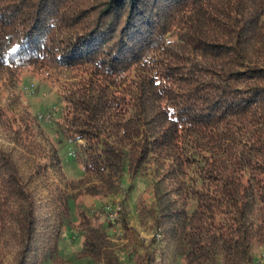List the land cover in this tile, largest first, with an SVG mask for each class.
<instances>
[{
    "label": "trees",
    "instance_id": "obj_1",
    "mask_svg": "<svg viewBox=\"0 0 264 264\" xmlns=\"http://www.w3.org/2000/svg\"><path fill=\"white\" fill-rule=\"evenodd\" d=\"M24 69L56 76L57 124L83 175L65 176L38 117L0 107L8 264H63L67 226L77 256L119 264L111 224L82 200L71 223L69 201L117 193L124 162L131 181L150 170L154 225L182 264L252 263L264 246V0H0V93ZM158 258L153 247L134 264Z\"/></svg>",
    "mask_w": 264,
    "mask_h": 264
},
{
    "label": "rangeland",
    "instance_id": "obj_2",
    "mask_svg": "<svg viewBox=\"0 0 264 264\" xmlns=\"http://www.w3.org/2000/svg\"><path fill=\"white\" fill-rule=\"evenodd\" d=\"M73 72L62 71L58 80H70ZM54 78H46L33 73L31 69H24L16 76L13 86L2 89L0 93V107L6 117L13 114L29 113L38 117L39 126L45 137L52 141L57 148L61 169L65 176L71 180L81 179L83 172L78 160L73 158L74 146L68 143L57 121L61 117L63 104L59 100L60 90ZM0 130V144H6L7 138ZM151 172L148 168L139 171L134 180H130L126 172V163L117 193L107 197H80L70 199V220L77 221V204L81 202L85 209L93 215L91 221L98 223L105 221L111 225L107 227V236L110 249L118 258L119 264H134L135 256H143L146 250L155 247L158 251L159 264H182L180 255L172 242L164 239L159 229L154 225L153 196L151 192ZM120 203H124L125 224L112 222L116 217ZM6 236L0 229V264H8L11 259V250L6 245ZM152 240H155L153 243ZM82 240L74 226L64 227L57 240V254L63 264H101L90 258L77 256L81 250ZM264 246L252 247V263L261 258ZM135 255V256H134ZM40 264H54L51 257L43 256ZM218 264H222L218 262ZM264 264V260L261 262Z\"/></svg>",
    "mask_w": 264,
    "mask_h": 264
},
{
    "label": "built area",
    "instance_id": "obj_3",
    "mask_svg": "<svg viewBox=\"0 0 264 264\" xmlns=\"http://www.w3.org/2000/svg\"><path fill=\"white\" fill-rule=\"evenodd\" d=\"M118 210H119V208H118ZM117 210V211H118ZM116 211V212H117ZM117 213H115V215H116ZM114 219H115V217L114 218H112V222L114 221ZM264 260V251L261 253V258L260 259H258L257 261V263H260L261 264V262Z\"/></svg>",
    "mask_w": 264,
    "mask_h": 264
}]
</instances>
